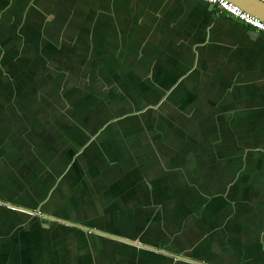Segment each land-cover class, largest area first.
I'll return each mask as SVG.
<instances>
[{"label": "crops", "instance_id": "0c3cea01", "mask_svg": "<svg viewBox=\"0 0 264 264\" xmlns=\"http://www.w3.org/2000/svg\"><path fill=\"white\" fill-rule=\"evenodd\" d=\"M0 201V264H193L85 229L264 264V35L200 0H0Z\"/></svg>", "mask_w": 264, "mask_h": 264}, {"label": "water", "instance_id": "95a60500", "mask_svg": "<svg viewBox=\"0 0 264 264\" xmlns=\"http://www.w3.org/2000/svg\"><path fill=\"white\" fill-rule=\"evenodd\" d=\"M200 1H202V0H200ZM226 1H228V2H230V3H232V4L236 5V6H238L241 10H243L244 12L250 14L251 16H254V17L258 18L261 21H264V2H262L260 0H226ZM202 2L204 4H207L204 1H202ZM209 6L212 7V5H209ZM142 112H138V113H135L134 112L132 114V116L139 115ZM121 116L122 117H125L124 115H121ZM122 117H120V118H114L112 120L113 121H116V120L122 119ZM0 205L9 206V207H12V208H18V207H15V206H13V205H11L9 203L2 202V201H0ZM36 215L39 216L41 214L37 213ZM85 230L88 231V232H90V233H96V234L98 233V234H100V235H102V236H104L106 238L118 240L120 242L129 244V245L134 246V247H138V248H141V249H144V250H148V251H151V252L160 254V255H164V256H167V257H171V258H173L175 260H182V261H186V262L193 263V264H202V263H199V262H196V261H193V260L184 258V257H180V256H177V255H173V254L164 252V251H160L158 249H155V248L149 247L147 245H144V244H142L140 242L130 241V240H127V239H124V238H121V237L103 234V233H101L99 231H94V230H91V229H85Z\"/></svg>", "mask_w": 264, "mask_h": 264}, {"label": "built area", "instance_id": "2783aa9c", "mask_svg": "<svg viewBox=\"0 0 264 264\" xmlns=\"http://www.w3.org/2000/svg\"><path fill=\"white\" fill-rule=\"evenodd\" d=\"M205 3L212 5L220 13H225L230 17H233L250 29L256 31L259 34L264 35V21L259 20L258 18L251 16L250 14L241 10L238 6L226 1V0H202ZM264 2V0H260Z\"/></svg>", "mask_w": 264, "mask_h": 264}]
</instances>
